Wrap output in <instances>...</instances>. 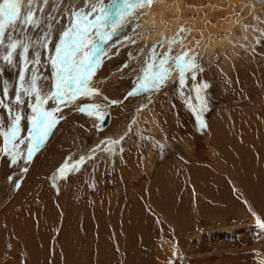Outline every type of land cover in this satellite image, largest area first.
Returning <instances> with one entry per match:
<instances>
[{
    "label": "rangeland",
    "instance_id": "rangeland-1",
    "mask_svg": "<svg viewBox=\"0 0 264 264\" xmlns=\"http://www.w3.org/2000/svg\"><path fill=\"white\" fill-rule=\"evenodd\" d=\"M155 2L48 0L45 5L39 0L31 5L40 21L38 30L7 31L8 42L20 37L28 43L41 33L50 34L48 52L40 48L37 72L46 92L53 70L45 66V57L53 54L52 46L71 23V11L87 12L92 4L119 13L113 16L116 29H103L108 35L93 62L85 90L95 94L59 105L51 131L39 141L31 160L26 155L32 147L28 99L19 106L23 118L17 137L23 139L5 155L4 133L11 130L19 87L18 70L0 59V264H264V184L245 185L244 193L240 183L251 171L258 175L260 157L253 152L246 166L239 163V170L233 169L212 139L216 113L247 115L252 124L245 118L238 132L246 137L249 126L256 139L251 149L263 151L258 141L264 143V8H257V16L245 13L250 25H257L253 35L242 41L234 35L233 44L240 45L213 58L206 43L224 33L209 12L216 1ZM176 2H182L187 16L179 17V7L172 14L176 19L171 13L159 14ZM28 10L29 0H22L21 16ZM243 10L234 13L243 16ZM199 16L210 22L197 24ZM39 47L30 49L29 56ZM179 48L202 54L182 55L189 63L183 83L176 68L170 79L152 86L155 72L171 68L173 57L181 56ZM4 55L6 48L0 45V57ZM14 58L22 62V50ZM162 58L167 63L161 65ZM4 87L10 90L7 98ZM85 106L84 112L78 111ZM44 107L51 111L57 103L49 100ZM106 110L113 117L103 129L99 119ZM49 153L55 154L52 164L45 163ZM245 155L246 150L241 151L242 159ZM230 156L237 159L238 154ZM65 165L67 170L60 171ZM218 171L225 179L218 178Z\"/></svg>",
    "mask_w": 264,
    "mask_h": 264
},
{
    "label": "snow or ice",
    "instance_id": "snow-or-ice-1",
    "mask_svg": "<svg viewBox=\"0 0 264 264\" xmlns=\"http://www.w3.org/2000/svg\"><path fill=\"white\" fill-rule=\"evenodd\" d=\"M38 2L39 0H29V10L23 16H21L22 0H2L0 2V45H4L6 48V55L0 57V59L12 66L14 70H18L17 84L19 87V91L13 97L17 109L12 117L11 130L4 133L6 139L5 155H11L17 139H23V137H17V133L21 131L19 125L23 118L19 114V106L25 103V99H28L31 101L30 110L32 113V130L28 134V140L32 147L26 153L29 160H31L32 152L38 147L39 141L43 140L51 131L52 124L55 123L53 120L54 113L61 110L59 105L67 106L73 98L95 94L94 90L87 89L86 91L85 89L92 75L91 69L99 52V43L103 42L108 35L103 29L111 27L115 30L116 21L113 20V16H119V13H108L105 7H97L92 4H89L87 12L81 10L71 11V23L65 27L58 42L52 46L53 54L45 57L48 62L45 66H50L53 70L52 86L45 92L43 84L37 81V72L40 65V48H43L45 53L48 52V45L51 41L50 34L41 33L35 41H29L28 43H25L20 37L8 42L6 35L9 29H16L17 27H20L21 30L39 29V18L31 7L33 3ZM47 2L48 0H44L45 5ZM143 2L150 4L152 0H143ZM261 2H264V0H261ZM128 6L131 7L132 5L129 4ZM40 11H44V9H40ZM16 21H19V24L15 23ZM93 36L96 37L95 42L90 40V37ZM35 45L40 47L33 51L32 56H29L30 49ZM19 50H22V62L14 58V54L18 53ZM173 59L175 63L171 68H162L155 72L150 81L152 86H157L160 80L166 82L171 78V72L176 68L180 69V82L183 83V75L189 67V63L182 56H176ZM165 63H167V60L162 58L160 64ZM42 79L47 80V77H42ZM9 91L7 87L3 88L5 98L8 97ZM132 94L134 93H129V95ZM49 100L57 103L56 109L51 111L45 109L44 105ZM113 103L116 102L113 101ZM5 107L7 111H11V108L7 105ZM85 110L86 106L78 109L81 112ZM88 114L91 115L92 113L89 112ZM13 162H15L14 159ZM79 163L80 161L77 162V164ZM65 170H67V165L60 169L62 172ZM260 226L264 227V224Z\"/></svg>",
    "mask_w": 264,
    "mask_h": 264
},
{
    "label": "bare ground",
    "instance_id": "bare-ground-1",
    "mask_svg": "<svg viewBox=\"0 0 264 264\" xmlns=\"http://www.w3.org/2000/svg\"><path fill=\"white\" fill-rule=\"evenodd\" d=\"M156 1V0H155ZM155 1H153L152 0V2L154 3ZM179 1V0H178ZM195 1V0H194ZM197 1H200V0H196V2ZM210 1H216V4H214V7L215 8H211L210 10H209V12H211V14L212 15H214V17H217V19L218 20H216V23H215V27L216 28H218L219 29V27H221L220 29H222V31H224V33L222 34V36L221 37H217V39L215 38V39H212L211 41H210V43H206V45H208L209 46V50H210V52H213L212 53V57L213 58H217V56H219V54H222L225 50H227V48H228V51H229V48L231 47V45L233 46L234 44H236V43H234L233 44V38H235V37H233L234 35L236 36V37H238V40H241L242 41V39L244 40V38L245 39H247V37H249V36H251V35H253L255 32H254V30H255V26H257L256 25V23L255 24H253V25H250V23L248 22L249 20L248 19H245V13H247V12H252V15H254V16H257L256 15V13H257V8L258 9H260V10H262V8H264L263 6H264V2L263 3H260V2H257V1H255V0H210ZM138 2V1H137ZM164 2V1H163ZM135 3V2H134ZM153 3H152V5H153ZM182 3V2H181ZM179 4L178 2H176V5L175 4H172L173 6H169V8H167L166 9V11H165V13L163 12H161V10L159 11V14H166V13H168V15H169V13H171L170 15H172L175 11L177 12V8L179 7V11H180V14H179V17H180V15H181V17H185V16H187L185 13H183V12H186V9H185V6L183 5V4ZM208 3V2H207ZM158 5L159 4H161V3H159V0H158V3H157ZM168 4V3H167ZM148 5V4H147ZM155 5H156V2H155ZM171 5V4H170ZM149 6V5H148ZM154 6V5H153ZM157 6V5H156ZM165 6V5H164ZM167 6V5H166ZM166 6H165V8H166ZM157 7H159L160 8V6H157ZM168 7V6H167ZM174 7L177 9V10H175L174 9ZM206 7H207V5H206ZM239 7H241V8H244V10H243V12L241 13V14H243V16H241V15H238L237 13H234V9L236 10L237 8H239ZM162 8H164V7H161V9ZM155 9V8H154ZM204 9H206L205 7H204ZM162 10H164V9H162ZM259 10V11H260ZM192 11H194L193 9H192ZM198 11V10H197ZM197 11H196V13H197ZM207 12H208V10H206ZM181 12H182V14H181ZM239 12V11H238ZM156 13V12H155ZM205 14V13H204ZM193 15V14H192ZM206 15V14H205ZM225 16V17H223V16ZM259 15V14H258ZM151 16V15H150ZM153 16V15H152ZM173 16H175V15H172V18L173 19H176L177 17H173ZM154 17V16H153ZM223 17V18H222ZM259 17H260V15H259ZM188 18V17H187ZM220 18V19H219ZM155 19V18H154ZM169 19V18H168ZM182 19V18H181ZM209 17H207L206 19L205 18H202L201 16H199V17H196V19H195V21L194 22H196L197 24H198V22H200L199 24H202V23H204L205 21H207V22H210L209 21ZM214 19V18H213ZM246 20V21H245ZM179 21V20H178ZM212 21V20H211ZM245 21V22H244ZM162 22V21H161ZM244 22V23H243ZM156 23V22H155ZM169 24V23H168ZM155 25V24H154ZM159 26V25H158ZM169 26V25H168ZM174 27H175V25H173ZM209 26V25H208ZM160 28H161V26H159ZM159 27H158V29H159ZM180 27V26H179ZM192 27H193V25H192ZM204 28H205V25L203 26ZM215 27L213 28L214 30V32H216V34H217V32H218V30L217 29H215ZM176 28H178V26L176 27ZM186 28V27H185ZM189 28V27H188ZM200 28V27H199ZM207 28V27H206ZM155 29V28H154ZM156 29H157V27H156ZM165 29V28H164ZM173 29V28H172ZM228 29H229V31H228ZM234 29H235V31H234ZM165 30H168L169 32H170V34L172 33L171 32V30H169V29H167V27H166V29ZM175 30V29H174ZM200 30H202V29H200ZM211 30V29H210ZM155 31V30H154ZM185 31V30H184ZM189 31H190V29H189ZM188 31V32H189ZM195 31V30H194ZM220 31L221 30H219V33H220ZM228 31V32H227ZM157 32V31H156ZM158 32H159V30H158ZM164 32V31H163ZM173 32H175V31H173ZM188 32H186V33H188ZM177 33V32H176ZM204 33V32H203ZM161 34V33H160ZM164 34V33H163ZM169 34V35H170ZM208 34V33H207ZM215 34V33H214ZM185 35V34H184ZM188 35V34H187ZM158 36H160V35H158ZM217 36V35H216ZM183 37V36H182ZM161 38H164V36H162ZM178 38V37H177ZM186 38V37H185ZM170 39V38H169ZM190 39V38H189ZM163 40V39H162ZM176 40V39H175ZM175 40H173V41H175ZM184 40V38L182 39V41ZM187 40V39H186ZM158 41V40H157ZM191 41V40H190ZM163 42V41H162ZM240 42V41H239ZM168 43V42H167ZM174 43V42H173ZM180 43L183 45V43L180 41ZM179 43V44H180ZM169 44V43H168ZM167 44V45H168ZM180 44V45H181ZM186 44H188V43H186ZM190 44V43H189ZM239 44V43H238ZM238 44H236V45H238ZM172 45V44H171ZM181 45V46H182ZM240 45V44H239ZM244 45V44H243ZM173 46V45H172ZM186 46V45H185ZM247 46V45H246ZM245 46V48H247ZM180 47V46H179ZM195 47H197V46H195ZM207 47V46H206ZM234 47V46H233ZM236 47V46H235ZM238 47V46H237ZM241 47H242V45H241ZM240 47V48H241ZM191 48H194V47H192L191 46ZM191 48L190 49H188V48H179L180 49V51H179V53L181 54V56L183 55V56H187V55H190V57H194V55H196V54H198V53H200L198 50H196V51H192L191 52ZM176 49V48H175ZM196 49V48H195ZM201 49V48H200ZM202 51H204L205 52V46H204V48L203 49H201ZM231 51V50H230ZM233 53V52H232ZM202 54V52L200 53V55ZM229 55V54H228ZM231 55V54H230ZM229 55V56H230ZM255 55V54H254ZM222 56V55H221ZM223 56H224V54H223ZM225 57H227V56H225ZM234 57V56H233ZM187 58V57H186ZM191 58V59H192ZM197 58V57H196ZM206 58L208 59V58H210L209 57V54L207 53V55H206ZM222 58V57H221ZM229 60V59H228ZM228 60H227V62H228ZM195 61V60H194ZM214 61V60H213ZM223 61V60H222ZM221 61V62H222ZM231 61V60H230ZM229 64H232V63H229ZM228 64V65H229ZM224 65V64H223ZM224 67V66H223ZM231 67V66H230ZM229 67V68H230ZM232 68V67H231ZM228 71V70H227ZM259 71V70H258ZM242 72V71H241ZM264 111V110H263ZM252 112V111H251ZM246 114V113H245ZM111 115H112V113H111ZM234 115V118H231V113H228V112H225V113H216L215 115H214V117H213V122H212V134H213V137H212V139L213 140H215V142H217V145L220 147L221 146V151H222V153H224L225 155H227V160L228 161H230V164H231V167L233 168V169H236L237 168V166H239L238 164L240 163V166H241V164L242 165H244V166H246V162L248 163V160L250 159V157H251V154L254 152V155L257 157V154L259 155V157H260V171L259 172H257L258 173V175L256 174V171H251V175H249L248 176V179L246 178V179H244L245 177H242L241 176V178H243L242 180H240V183L242 184V189H243V191H244V193H245V185H248V184H253V185H260V184H264V156L262 155V153H263V151H264V143H262L261 141H258L259 142V144H260V146H261V148L263 149V151L262 150H258L257 148H252L251 149V147H252V145H251V142L253 141L254 142V140H256V139H254V140H252L253 138H251L252 137V135L253 134H251L250 132H252L251 130V128L249 127L251 124H252V122H251V120H249V119H251V117H248L247 115H241V114H237V113H234L233 114ZM252 115V114H251ZM113 117V116H112ZM245 118H247L248 120H249V122H248V124H249V126H245L246 128H247V135H246V137H245V135H244V133L243 132H238L239 131V129L244 125V123H241V122H245ZM253 118V117H252ZM231 119H235L237 122H233V123H231ZM239 119H240V122H239ZM111 122H112V118H111V121H110V123H109V125L111 124ZM259 122H261V120L259 121ZM66 123V122H65ZM108 125V126H109ZM254 125V124H253ZM253 125H252V128H253ZM261 126L260 127H262V129L260 130L261 132H264V122L262 123L261 122V124H260ZM107 126V127H108ZM257 126H259V125H257ZM72 127H74V126H72ZM107 127H105V128H107ZM67 128V127H66ZM245 128V129H246ZM70 129H71V126H70ZM104 129V128H103ZM256 129V128H255ZM260 129V128H259ZM258 129V130H259ZM70 131V130H69ZM68 131V132H69ZM253 131H256V130H253ZM260 131H258L259 133H260ZM233 132H235L236 133V135H233L232 136V133ZM257 133V132H256ZM234 134V133H233ZM239 135V136H238ZM242 137H244V139L243 140H240V139H237V138H242ZM263 137V136H262ZM234 138H235V140H234ZM264 138V137H263ZM64 139V138H63ZM258 139V138H257ZM260 139V138H259ZM57 140V139H56ZM248 141L249 142V144L248 145H244V146H240L239 145V142L240 141ZM256 142V141H255ZM52 145V144H51ZM52 147V146H51ZM55 147V146H54ZM59 147V146H58ZM50 148V147H49ZM258 148H260V147H258ZM57 149V148H56ZM46 150V149H45ZM50 150H52V149H50ZM58 150V149H57ZM57 150H55V153H57ZM231 150V152H229ZM245 150H246V155L244 156V158L242 159V156H241V151H244L245 152ZM257 150V151H256ZM262 152V153H260V152ZM50 152V151H49ZM46 153V152H45ZM234 153H237L238 154V157H237V159H235L234 157H232L231 158V156H230V154H234ZM264 154V153H263ZM53 155H55V154H53V153H49L47 156H46V159H45V163L46 164H52V163H54L55 162V156H53ZM259 157H257V158H259ZM252 159V158H251ZM38 166V164L36 165V167ZM223 167H225V166H223ZM243 167V166H242ZM262 167V168H261ZM34 168H35V166H34ZM37 169V168H36ZM238 170H239V168H237ZM38 170H40V169H38ZM238 170H235V171H238ZM248 171V170H247ZM35 172H37V171H35ZM220 171H218V173H219ZM249 172V171H248ZM221 173V172H220ZM218 174L217 176H218V178L219 177H224V179H225V176H222V175H224V174ZM243 176H245V175H243ZM227 178V177H226ZM211 179V178H210ZM217 179V178H216ZM219 179H222V178H219ZM221 182H222V180H220ZM237 182V181H236ZM244 182V183H243ZM218 182H215V183H213V185L214 184H217ZM220 185V184H219ZM223 185H225V184H223ZM229 185L227 184V187H228ZM25 188V187H24ZM252 188V190L255 188V186H252L251 187ZM260 188V187H259ZM230 192V191H229ZM220 193H221V191H220ZM231 193V192H230ZM253 194V193H252ZM218 195H220V194H218ZM228 195H230V194H228ZM254 195V194H253ZM222 196H223V194H222ZM224 196H226V195H224ZM223 196V197H224ZM230 196H232V195H230ZM230 196H228V198L230 197ZM248 196V195H247ZM255 196V195H254ZM220 198V197H219ZM219 198H218V200H219ZM227 198V197H226ZM227 198V199H228ZM231 198V197H230ZM233 199L234 198H232V201H233ZM258 199V198H257ZM220 201V200H219ZM227 201V200H226Z\"/></svg>",
    "mask_w": 264,
    "mask_h": 264
},
{
    "label": "water",
    "instance_id": "water-1",
    "mask_svg": "<svg viewBox=\"0 0 264 264\" xmlns=\"http://www.w3.org/2000/svg\"><path fill=\"white\" fill-rule=\"evenodd\" d=\"M257 2L263 3L261 2V0H255ZM112 115H111V111L110 110H106L104 112V114L101 116L100 118V125L102 128H105L109 125L110 121H111Z\"/></svg>",
    "mask_w": 264,
    "mask_h": 264
}]
</instances>
